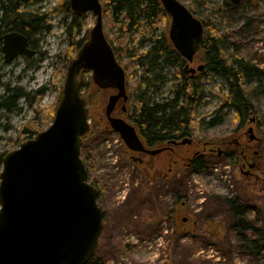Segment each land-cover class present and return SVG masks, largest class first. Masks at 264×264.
Masks as SVG:
<instances>
[{"label": "rangeland", "instance_id": "obj_1", "mask_svg": "<svg viewBox=\"0 0 264 264\" xmlns=\"http://www.w3.org/2000/svg\"><path fill=\"white\" fill-rule=\"evenodd\" d=\"M179 1L194 11L195 17L199 20L210 21L211 28H207L208 33L223 36L221 47L231 60L238 58L250 64L251 68L244 75V80L252 96L256 114L252 118H257L259 137H264V0H241L236 6L232 5L231 0ZM57 3V0H36L31 9L45 13L51 7L57 6ZM89 16L92 19V29L95 19L91 14ZM45 27L48 28L41 30L32 38L31 48L37 51L34 57L20 56L8 64L4 60L2 50L0 51V101L6 95L8 87H19L30 93L32 98V105L20 100L16 110L0 112V153L19 148L17 141L19 131L35 117L36 109L43 108L47 111L55 105L58 108L66 80L69 43L60 18H52ZM104 31H107L111 39L118 36L117 27L108 17H104ZM128 45L132 55H142L150 50L149 42L146 40L136 42L133 33L129 34ZM129 56L124 50L122 64L128 61ZM159 72L168 82L158 83L149 95L152 94V102L169 103L174 100L175 87L179 82L178 70L175 67L161 65L154 73ZM153 76L152 74L151 77ZM211 77L212 80L203 83L200 91L201 100L195 111L201 124L197 137L204 140L226 137L234 128V113L227 109L220 111L227 98L226 91L225 93L218 91L221 89L213 83L216 80L218 85L223 86V81ZM91 78L92 74L87 76L86 81L90 82ZM140 78V73L133 72L130 79H127V85L132 91ZM97 89L90 87L83 92L90 102L88 107L91 131L94 126L97 128L101 116L105 114L108 97L113 92ZM39 90L45 91L43 97L38 96ZM222 113H225L222 115L223 121L218 122L216 126H209L210 119L219 118V114ZM204 118L205 121L202 120ZM92 138L84 143L82 159L86 149L91 145ZM107 138L109 140L95 149L93 154L111 150L105 158L101 157L98 160L102 163L104 173L113 174L111 171L114 170V163L121 158V154L118 153L120 145L116 143V136L109 135ZM121 179L125 182L127 180L122 176ZM250 185L252 184L239 173L238 169L228 166L226 160H212L206 170L185 174L184 194L186 212L189 213L186 217L191 219L189 223L191 226L187 227L184 235L172 231L152 232L146 244L142 246L138 244L134 251L126 254L123 251L125 245L130 247L135 245V241L131 239L133 236L125 231L121 234L113 233L107 227L96 254L105 259L106 264H264V207L262 206L257 216L251 212L248 214L253 230H257L255 234L232 228L234 222L229 217L227 207L233 199H238L240 203L243 201L251 207L260 202V197L264 199V193L259 195L257 189ZM126 194L125 191L122 196ZM226 198L230 200L227 201ZM262 201L264 203V200ZM258 208L260 210L259 205ZM198 220H200L198 227H193L192 223ZM243 238L255 241L256 244L243 243L241 242ZM257 244L260 249L256 253L254 246Z\"/></svg>", "mask_w": 264, "mask_h": 264}, {"label": "water", "instance_id": "obj_2", "mask_svg": "<svg viewBox=\"0 0 264 264\" xmlns=\"http://www.w3.org/2000/svg\"><path fill=\"white\" fill-rule=\"evenodd\" d=\"M101 1L70 0L76 16L91 14L95 19L89 39L68 63L51 125L3 156L0 264H87L99 248L103 213L81 157L83 139L91 133L90 109L80 81L84 71L92 73L99 89L116 91L109 97L106 115L128 147L134 149L139 143L133 127L111 118L116 104L127 102L129 96L125 70L104 32ZM160 2L171 18V44L192 63L204 42L202 21L179 0ZM2 51L8 64L19 56L35 55L28 38L17 32L4 35ZM203 70L201 65L198 71Z\"/></svg>", "mask_w": 264, "mask_h": 264}, {"label": "flooded vegetation", "instance_id": "obj_3", "mask_svg": "<svg viewBox=\"0 0 264 264\" xmlns=\"http://www.w3.org/2000/svg\"><path fill=\"white\" fill-rule=\"evenodd\" d=\"M198 53L193 62H187L185 67V74L195 81L205 79L202 78L205 65L198 59ZM201 65L204 70L198 71ZM187 66L189 69H186ZM190 69L195 70V73ZM211 75L216 79L218 74L214 71ZM220 79L223 86L218 85L216 80L213 81L214 85L221 89L218 91H226V94L230 95L229 84L225 79ZM114 94L116 91L110 96ZM127 94L129 100H120L111 118L122 120L133 127L139 143L135 144L134 149L128 147L122 135L113 129L111 119L106 115L107 102L105 114L101 116L97 128H92L91 134L93 137L96 135L92 141L98 140L95 148L97 150L109 140L106 137L116 136L121 158L114 163L111 174L104 173L102 163L98 160L105 158L111 150L93 154L91 144L84 154L89 183L98 190L97 202L103 213V233L107 227L113 233L129 232L128 235L133 236L131 239L137 246L146 244L152 232L172 231L184 235L187 227L191 226V219L186 217L189 213L186 212L184 179L186 173L199 172L194 169L199 160H205L206 163L207 159L226 160L228 166L238 169L252 184L250 186L257 189L259 195L264 193V137H259L258 120L252 118L256 116L254 106L249 114L247 111L246 115L239 118L234 109L223 105L221 112L227 109L234 113V128L226 137L204 140L197 137L201 126L197 115L190 117L187 128L183 123L173 128L164 127L162 123L154 127L147 121L143 122L141 115L133 113L128 90ZM223 114L225 113L219 114V118H211L209 126H216L218 122L223 121ZM202 120L205 121V118ZM121 176L127 178L126 182L120 180ZM125 191L127 194L123 197ZM260 198V202L253 207L236 199L241 205L246 225L250 222L248 214L251 212L257 216L262 206L264 207V199ZM227 207L230 209V202ZM199 224L200 220L194 221L192 226L197 228ZM232 228L240 230L235 223Z\"/></svg>", "mask_w": 264, "mask_h": 264}, {"label": "trees", "instance_id": "obj_4", "mask_svg": "<svg viewBox=\"0 0 264 264\" xmlns=\"http://www.w3.org/2000/svg\"><path fill=\"white\" fill-rule=\"evenodd\" d=\"M57 1V6L51 7L47 12L42 13L31 9L36 0H0V51L2 38L7 32H17L31 39L41 30L47 29L48 27H45V24L50 23L52 18L57 17L61 19L69 43V53L66 59V62L69 63L89 39L92 19L89 15L76 16L72 11L70 0ZM101 4L104 17L111 19L114 26L117 27L118 36L115 39H111L107 31H105V35L114 50L117 61L125 70L126 79L129 80L133 72L141 74V78L133 87V91L129 88V85H127V90L131 94L130 102L133 106V113L141 115L143 122L147 121L148 124L154 127L162 123V126L168 128L177 127L183 123L187 128L189 119L195 114L197 105L201 100L200 91L203 88V83L212 80L211 73L214 71L220 73L221 78L225 79V82L230 86L231 94L227 95L224 105L234 109L239 118L246 115L247 111L249 114L252 110L251 95L245 87L244 80V75L250 70L251 66L242 59H239L238 62L230 60L221 47L224 40L223 36L208 33L207 28H211L209 20H201L205 32L204 42L198 53V59L205 65V74L202 75V78L205 79L195 81L185 74L187 61L175 50L169 40L168 29L171 18L163 9L160 0H102ZM190 11L195 15L194 11ZM130 33L135 35L136 42L140 40L148 41L150 50L142 55H132L128 45ZM124 50L130 56L128 61L122 64ZM160 63L164 66L175 67L178 70L179 82L175 87L174 100L165 104L152 102V94L149 95L158 83L168 82L162 76V71L161 73H154L161 66ZM90 74V71H84L81 75L82 93L90 87L98 90L94 86L92 78L90 82L86 81L87 76ZM152 74L153 77H151ZM44 94V90L38 91L39 97H43ZM83 97L85 98L84 94ZM20 100L32 105L30 93L24 92L19 87H8L6 95L0 101V112L16 110ZM87 103H90L89 100H87ZM56 109L57 105L47 111L43 108L36 109L35 117L20 129L17 139L18 144L20 145L24 141L34 138L38 133L47 129L54 120ZM92 137L93 135L90 134L83 139L82 148L84 143ZM97 141L91 140L93 152ZM82 148L81 157H83ZM5 154L0 153V174ZM83 161L86 165L84 158ZM211 161L212 159H209L206 163L205 160H199L194 169L202 172L207 169ZM228 212L231 221L241 231L245 230L246 232H253V234L257 232L256 229L253 230L250 222L246 225L241 205L236 199L230 200ZM241 242H248L249 245L256 244L255 241L246 238H243ZM136 248L125 246L123 251L127 254ZM254 249L257 253L260 249L259 245L254 246ZM87 264H106V261L95 254Z\"/></svg>", "mask_w": 264, "mask_h": 264}, {"label": "bare ground", "instance_id": "obj_5", "mask_svg": "<svg viewBox=\"0 0 264 264\" xmlns=\"http://www.w3.org/2000/svg\"><path fill=\"white\" fill-rule=\"evenodd\" d=\"M241 1V0H240ZM239 1V2H240ZM239 2L237 3V4H233V2H232V0H231V3H232V5H234V6H236V5H238L239 4ZM169 28H170V26H169ZM7 33H9V32H7ZM168 33H169V29H168ZM39 34V33H38ZM37 35V34H36ZM36 35H34L32 38H34ZM4 37V36H3ZM27 37V36H26ZM28 38V37H27ZM32 38L31 39H29L28 38V41H29V46H30V48H31V44H32ZM2 47H3V38H2ZM1 50H2V48H1ZM31 50H33L32 48H31ZM34 52H35V55L37 54V51L36 50H33ZM2 53H3V51H2ZM34 55V56H35ZM33 56V57H34ZM20 57V56H19ZM28 58H32V57H28ZM4 59H5V56H4ZM231 60V59H230ZM238 58L236 59V60H233V61H237L238 62ZM232 61V60H231ZM218 75H217V78H221V75H220V73H218V72H216ZM245 87L247 88V84H246V81H245Z\"/></svg>", "mask_w": 264, "mask_h": 264}]
</instances>
